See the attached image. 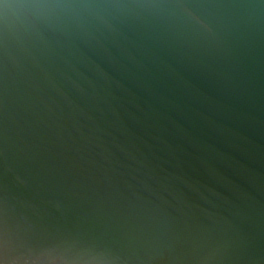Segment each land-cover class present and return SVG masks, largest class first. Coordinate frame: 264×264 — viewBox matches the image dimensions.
<instances>
[{"label": "water", "instance_id": "obj_1", "mask_svg": "<svg viewBox=\"0 0 264 264\" xmlns=\"http://www.w3.org/2000/svg\"><path fill=\"white\" fill-rule=\"evenodd\" d=\"M0 264H264V0H0Z\"/></svg>", "mask_w": 264, "mask_h": 264}]
</instances>
